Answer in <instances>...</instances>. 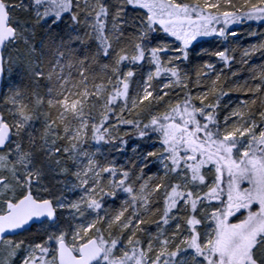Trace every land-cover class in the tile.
<instances>
[{
  "label": "snow or ice",
  "instance_id": "1",
  "mask_svg": "<svg viewBox=\"0 0 264 264\" xmlns=\"http://www.w3.org/2000/svg\"><path fill=\"white\" fill-rule=\"evenodd\" d=\"M253 23L264 0H0V264H264Z\"/></svg>",
  "mask_w": 264,
  "mask_h": 264
},
{
  "label": "rangeland",
  "instance_id": "2",
  "mask_svg": "<svg viewBox=\"0 0 264 264\" xmlns=\"http://www.w3.org/2000/svg\"><path fill=\"white\" fill-rule=\"evenodd\" d=\"M252 31H259V32H264V27H261V26H253L251 28ZM249 31V28L248 29H244L243 32H247ZM249 40H252L253 42H255L254 38H251V37H242L241 40H240V43L241 44H244L245 46H247ZM258 59V58H257ZM235 95H238V93H234Z\"/></svg>",
  "mask_w": 264,
  "mask_h": 264
},
{
  "label": "trees",
  "instance_id": "3",
  "mask_svg": "<svg viewBox=\"0 0 264 264\" xmlns=\"http://www.w3.org/2000/svg\"><path fill=\"white\" fill-rule=\"evenodd\" d=\"M253 26H258V27H259L260 25L253 23V24H252V27H253ZM252 27H251V28H252ZM244 29H248V25H244L242 30L244 31ZM233 95L235 96V94H233Z\"/></svg>",
  "mask_w": 264,
  "mask_h": 264
}]
</instances>
